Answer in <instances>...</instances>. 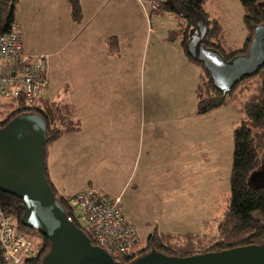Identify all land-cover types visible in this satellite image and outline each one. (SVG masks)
Returning <instances> with one entry per match:
<instances>
[{
  "label": "crops",
  "instance_id": "1",
  "mask_svg": "<svg viewBox=\"0 0 264 264\" xmlns=\"http://www.w3.org/2000/svg\"><path fill=\"white\" fill-rule=\"evenodd\" d=\"M18 1L16 20L24 52L46 56L50 77L47 96L54 98L68 90L66 94L81 122L79 132L65 135L48 149L47 174L56 191L55 174L63 177V171L68 170L74 176L77 165H84L92 154L90 147L99 140H113L120 133L123 140L114 141L117 151L107 152L128 154L133 120L143 141L151 140L148 154L159 156L160 169L161 161L171 168L175 158H179V165L188 164L191 148L207 145V133L194 123L215 119L218 122L220 111L228 106L206 115L196 114V88L204 73L201 64L187 58L180 40L166 41L168 33L179 28L176 16L171 14L176 27L170 30L164 24L170 13L149 18L139 0H80L83 19L76 23L67 0ZM112 37L117 40L115 54L106 46ZM163 102L172 114L161 124L170 127L158 130L156 121L147 120L146 111L148 108L152 114L163 107ZM180 124H186L185 129ZM219 134L220 131L215 138ZM211 141L210 149L215 146ZM96 159L92 171L100 172L98 153ZM152 161L147 163L156 170L158 161ZM107 168V184L99 181L98 174L86 176L78 184L80 191L93 187L111 198H120L122 204L121 196L126 191L142 197L149 189L158 192L161 186L155 183L154 190L146 189V177L131 172L126 157L117 156ZM76 180L75 177V184ZM194 216L193 225L199 224L200 215L195 212Z\"/></svg>",
  "mask_w": 264,
  "mask_h": 264
},
{
  "label": "trees",
  "instance_id": "2",
  "mask_svg": "<svg viewBox=\"0 0 264 264\" xmlns=\"http://www.w3.org/2000/svg\"><path fill=\"white\" fill-rule=\"evenodd\" d=\"M18 2V0H0V36L16 30L22 39L20 27L16 20ZM67 2L73 21L76 23L81 22L83 13L80 0H67ZM139 2L144 6L141 0ZM207 2L208 0H163L157 14L170 13L176 16L179 21V28L169 32L166 41L174 43L180 40L186 53L187 43L191 37L190 33L193 31L187 14L188 11L193 9L195 12L201 13L207 21L208 32L203 43L206 48L218 51L228 61L236 56L247 55L256 27L264 25V0H240L244 11L243 20L246 27V39L242 48L230 49L229 52L223 46L224 41L220 36L221 28L217 21L208 20ZM144 8L147 11L146 7ZM183 8H186L187 13L184 12ZM116 42L117 40L114 37L106 41V46L111 54L117 52ZM186 56L192 60L187 54ZM44 65L47 71L45 72L47 82L45 94L32 102L25 98L0 99V129L21 115H40L48 128V140L45 147V158H47L49 147L65 135L79 132L81 122L75 113L69 95L66 94L68 90L58 93L54 98L47 96L50 77L46 60ZM202 69L204 73L203 81L196 88L198 98L196 114L199 116L206 115L219 108L234 104L238 106L239 112L242 113L240 123L233 133L234 152L230 204L220 217L215 218L211 223H204L208 226L200 233L153 232L148 236L147 247L141 250L140 256L137 254L134 258L123 262L125 264H132L138 256L141 257L151 251H156L165 257L185 258L264 244V187H253L249 184L251 177L262 165V158L257 148L256 132L264 131V66L256 76L245 78L233 90L226 93L216 89L209 72L203 67ZM45 172L47 180L57 197V191L47 174L46 159ZM108 198L117 199L109 196ZM57 199L69 215V201L67 202L65 198ZM121 211L123 212L122 207ZM2 212L7 216H11L24 234L34 238L36 242L38 241V257L32 262L33 264H41L42 258L49 252L51 244L48 239L37 231L26 228L21 224L23 202L15 196L0 191V214ZM75 224L81 228L78 222H75ZM84 232L91 244L97 246L93 235L87 230H84Z\"/></svg>",
  "mask_w": 264,
  "mask_h": 264
},
{
  "label": "rangeland",
  "instance_id": "3",
  "mask_svg": "<svg viewBox=\"0 0 264 264\" xmlns=\"http://www.w3.org/2000/svg\"><path fill=\"white\" fill-rule=\"evenodd\" d=\"M157 1H160L161 6L163 0ZM155 3L156 0L146 11L149 18L156 15L159 10V6L155 10ZM206 5L208 20H216L221 28L220 36L224 41L223 46H225L227 52L230 49L242 48L246 39V27L240 0H208ZM183 10L186 12V8H183ZM164 24L170 30L176 27V22L171 19V14L168 15ZM162 104L163 107L156 109L152 114L148 113V108L146 111L147 120L156 121V128L161 130L162 128L167 129L170 127L169 124H161V120L167 119L172 114L167 109L168 107L166 108L165 103L163 102ZM186 114L187 112L184 113V115ZM184 117L187 118V116ZM241 117L242 113L239 112L238 106L234 104L220 111V120L218 122H216V119L195 122L194 126H198L207 133V145L204 148L193 146L189 163L179 165V158H175L171 168L166 166V161L165 164H162L164 161H161L162 168L160 169L159 156L154 157V155L150 156L148 154L149 141L151 142V140L145 139L143 141L140 134L141 130L137 127L135 120H133L134 124L130 132L128 154L119 155L118 153L116 155L114 153L111 155L107 152V150L117 151L118 147L114 144V141L123 140L120 133H117L113 140H106V138L99 140L97 144H93V147H90L92 154L88 156L84 165H77L74 176L73 173L69 175L71 172L68 170L63 171L64 174L62 176L64 178L59 177L60 174H55L54 183L55 187H58L57 198H65L67 202L69 201L70 214L68 215L64 209L67 220L75 224L73 218L81 214L76 208V197L79 193L94 189L98 193L103 194L96 188L88 186L80 191L78 184L86 176L89 178V176L95 174H98L99 181L102 184H107L106 174L109 172L107 167H110V162L115 161L118 156L119 159L125 157L128 159V164L132 169L131 172L144 174L146 177L145 181H147L146 189L152 187L151 190H154L156 187L155 183L161 185L158 187V192L152 193L149 189V192H145V196L142 197L129 194L126 189L127 195L123 193L121 196L123 202L120 204V209L122 207L125 216L137 229L140 250H144L147 247V238L155 231L175 234L186 232L200 233L204 231V228L208 226L204 225V223H211L212 220L220 217L230 204L231 170L234 152L233 133L236 126L240 123ZM140 122L142 124L143 120L141 119ZM180 125L182 129H185L186 124ZM218 131H220V134L218 138H215ZM256 135L257 148L262 158V165L251 177L249 184L253 187H264V131H257ZM210 140H212L211 144H215L211 149L209 148ZM156 141L158 140H155V143ZM54 144L51 146H54ZM97 153L100 159L99 167L102 169L100 172L92 171L97 164ZM56 155L58 156V154ZM149 160L158 161V164H155L156 170H153V166L147 163ZM75 177L77 178L76 184L74 183ZM84 181L87 182L86 180ZM85 182L82 184H85ZM128 186H130L128 188L130 191V183ZM195 212L200 215V223L193 225Z\"/></svg>",
  "mask_w": 264,
  "mask_h": 264
},
{
  "label": "water",
  "instance_id": "4",
  "mask_svg": "<svg viewBox=\"0 0 264 264\" xmlns=\"http://www.w3.org/2000/svg\"><path fill=\"white\" fill-rule=\"evenodd\" d=\"M187 18L193 31L186 54L209 72L220 92H229L264 66V25L256 27L247 55L226 60L204 46L208 24L193 9ZM48 128L38 114H24L0 129V191L23 202L21 224L50 241L41 264H125L93 246L85 233L67 220L46 176ZM132 264H264V244L185 258L165 257L151 251Z\"/></svg>",
  "mask_w": 264,
  "mask_h": 264
},
{
  "label": "built area",
  "instance_id": "5",
  "mask_svg": "<svg viewBox=\"0 0 264 264\" xmlns=\"http://www.w3.org/2000/svg\"><path fill=\"white\" fill-rule=\"evenodd\" d=\"M140 1V0H139ZM148 10L154 0H141ZM162 3V2H161ZM160 7L156 0L155 10ZM45 56L23 52L22 39L16 30L0 36V99L25 98L32 102L46 92ZM76 208L82 231L90 232L97 247L116 262L123 263L141 252L137 229L120 209V199H110L94 189L78 194ZM38 243L24 234L16 221L0 214V264H33L38 257ZM3 262V263H2Z\"/></svg>",
  "mask_w": 264,
  "mask_h": 264
},
{
  "label": "bare ground",
  "instance_id": "6",
  "mask_svg": "<svg viewBox=\"0 0 264 264\" xmlns=\"http://www.w3.org/2000/svg\"><path fill=\"white\" fill-rule=\"evenodd\" d=\"M143 7H145V6H143ZM88 238V237H87ZM89 239V238H88ZM91 242V241H90Z\"/></svg>",
  "mask_w": 264,
  "mask_h": 264
},
{
  "label": "flooded vegetation",
  "instance_id": "7",
  "mask_svg": "<svg viewBox=\"0 0 264 264\" xmlns=\"http://www.w3.org/2000/svg\"><path fill=\"white\" fill-rule=\"evenodd\" d=\"M139 256H140V254H139ZM139 256H138V257H139ZM138 257H137V258H138Z\"/></svg>",
  "mask_w": 264,
  "mask_h": 264
}]
</instances>
